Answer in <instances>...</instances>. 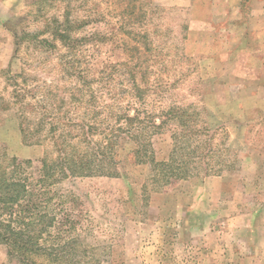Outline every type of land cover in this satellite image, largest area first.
Here are the masks:
<instances>
[{"label":"rangeland","instance_id":"1","mask_svg":"<svg viewBox=\"0 0 264 264\" xmlns=\"http://www.w3.org/2000/svg\"><path fill=\"white\" fill-rule=\"evenodd\" d=\"M64 20L70 44L52 35ZM125 74L148 90L140 112L195 110L197 128L214 133L200 156L223 184L198 174L144 192L149 170L131 144L120 176L37 182L57 153L51 134H63L57 117L86 114L87 88L91 109L99 90L126 104ZM171 128L151 137L157 161L171 154ZM0 166L43 194L36 212L55 222L41 244L77 239L49 264H264V0H0ZM0 264H18L2 244Z\"/></svg>","mask_w":264,"mask_h":264},{"label":"trees","instance_id":"2","mask_svg":"<svg viewBox=\"0 0 264 264\" xmlns=\"http://www.w3.org/2000/svg\"><path fill=\"white\" fill-rule=\"evenodd\" d=\"M63 24L68 25V22L64 20L58 24L59 26L52 32L53 37L63 44L76 41L70 38L66 27L62 28ZM68 67L70 69L71 66ZM125 76L126 87L120 89L119 95L128 98L126 104L108 103L104 92L99 90L101 93L96 96L102 100L103 104L101 108L91 109L95 106L93 104L95 94L93 89L87 88V100L83 102L86 114L80 118H70L68 115H64L63 118L57 117L58 123L64 127L63 134H51L54 137L57 153L53 156V153L50 155L46 152L41 162L42 176L37 182L46 184L44 187L51 185L57 181L56 175L61 177L120 176L122 173L119 166V153L123 149L122 145L130 144L133 146L130 150L133 164L147 163L149 165V174L145 179L146 182L142 184L144 192L147 181L164 186L173 178L184 179L198 174L202 177L219 175L224 171L221 167L212 168L203 160L204 157L201 158L200 150L205 147L207 150L210 148L214 133L208 134L210 129L197 128L193 112L195 110L190 105L179 106L174 103L166 108L161 107L157 112L142 113L134 106V102L137 99L143 100L148 90L143 92L141 87L137 86L134 74H125ZM110 95L113 97L112 94ZM111 99L113 98L109 97L108 101ZM115 100L120 99L115 98ZM27 106L31 108L32 105L29 103ZM89 114L96 115L92 118L94 122L86 120ZM170 124L172 128L169 132L173 140L171 154L168 159L157 161L154 157L151 137ZM50 129L57 131L58 127ZM20 130L22 139L26 142L27 135L22 121H20ZM205 133H207L206 137L203 138L202 135ZM65 134L74 136L66 141L63 139ZM60 142H62L61 145ZM32 143L42 142L34 139ZM11 161L15 162L16 159L12 158ZM195 164L197 165L194 166ZM12 171L14 173L16 170ZM13 173H9L8 166H0V244L5 246L7 256L15 259L18 264H49L54 261V258L71 255L70 249L72 244H76V238L65 239L62 244H53V246L41 244L44 232L54 225L55 217L48 214L40 215L36 212L43 194L30 190L27 182L15 177ZM45 218L47 220H44Z\"/></svg>","mask_w":264,"mask_h":264},{"label":"crops","instance_id":"3","mask_svg":"<svg viewBox=\"0 0 264 264\" xmlns=\"http://www.w3.org/2000/svg\"><path fill=\"white\" fill-rule=\"evenodd\" d=\"M156 159V158H155ZM139 165H145V166H147L148 167V170H149V165L146 163V164H139ZM211 177H213V178H218V180H219V182H222V180H224V176L222 177V176H215V175H208V176H204V178H203V183L205 184V182L207 181V180H209V179H212ZM219 177H222V178H219ZM144 181H145V179H144ZM217 181V180H216ZM144 183V182H143ZM222 184H223V182H222ZM142 187V186H141ZM205 187V186H204ZM153 192H155V191H153ZM156 192H158V191H156ZM141 196H142V193H141Z\"/></svg>","mask_w":264,"mask_h":264}]
</instances>
